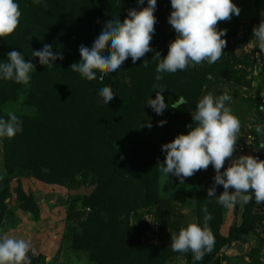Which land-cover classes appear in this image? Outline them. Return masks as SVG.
I'll use <instances>...</instances> for the list:
<instances>
[{"label":"trees","instance_id":"16d2710c","mask_svg":"<svg viewBox=\"0 0 264 264\" xmlns=\"http://www.w3.org/2000/svg\"><path fill=\"white\" fill-rule=\"evenodd\" d=\"M18 3L20 23L13 34L0 38V61H6V54L16 49L26 61H32L36 73L31 74L28 84L0 80V117L8 118L3 113L4 105L16 102L24 90L23 103L33 114L18 116L23 123L22 132L2 141L5 174L0 173V220L7 212L5 201L10 195L11 178L26 173L42 183L65 186L90 177L93 191L71 197L68 207L67 221L84 219L80 232L69 231L66 237L72 252L82 254L91 264H170L176 258L193 264L191 251L179 253L171 248V236L180 229L171 223L167 200L159 198L158 162L165 160L162 145L179 134H187L186 125L195 126L191 114L196 111L205 85L223 77L222 66L203 69L193 66L163 73L161 81L155 80L159 62V58H154L155 52H160L161 58L166 56L169 45L166 34L171 27L168 24L171 6L162 1L154 13L157 23L150 47L155 51L146 53L135 64L129 57L115 73L105 76L103 83L98 79L102 69L97 70V79L88 81L71 70L81 60L79 47L90 48L112 16L123 22L129 9L139 10L137 0H41L40 3L18 0ZM146 6L145 3L140 7ZM44 44L52 45L64 59L57 60L52 67L40 65L31 53ZM144 60L148 67L142 65ZM155 83L167 88L162 95L169 107L180 96L185 97L187 104L156 115L145 105L149 98L155 99ZM107 85H111L116 95L105 105L98 89ZM161 120L167 121L163 127L157 126ZM146 122L152 127L145 126ZM261 151L264 160V147ZM178 182L174 177V183ZM212 185L187 194L194 200L196 222L203 223L204 207L213 216L209 227L215 244L197 264H221V253L234 242H245L256 231L257 224L264 221V214L254 213L253 198L243 205L240 224L223 234L225 207L208 197L207 190ZM223 191V186H217L216 195ZM14 194L18 209L38 221L40 212L32 196L21 186L14 189ZM260 205L264 209V203ZM154 206L157 209L153 221L159 236L156 243H150L145 240L148 224L145 221L131 224L130 216L139 209ZM258 258L251 264H256ZM38 262V258L31 257V264Z\"/></svg>","mask_w":264,"mask_h":264},{"label":"clouds","instance_id":"9594fccd","mask_svg":"<svg viewBox=\"0 0 264 264\" xmlns=\"http://www.w3.org/2000/svg\"><path fill=\"white\" fill-rule=\"evenodd\" d=\"M41 0H34L40 3ZM137 0V8L129 9L123 22L118 16H112L103 27L101 34L94 40L92 46L81 45L79 54L81 60L71 66V70L82 78L92 81L97 79V70H103L98 79L103 83L105 76L115 73L130 57L133 64L155 51L150 42L155 34L154 25L157 18V0ZM171 13L168 24L176 33V38L168 45V53L161 58L160 52H155L154 58H159L156 67L155 80L163 79V73H176L201 62L209 65L215 63L227 46V30L219 29V21L230 20L232 15L239 16L240 8L232 0H170ZM21 19L18 0H0V38L10 36L18 28ZM257 48L264 53V20L253 28ZM6 61H0V80L14 81L17 84H28L31 74L36 73L35 65L18 50L8 52ZM32 57L38 58L42 66L52 67L64 56L60 51H54L53 46L44 44L39 50H32ZM144 60L142 65L148 67ZM211 77H209L210 79ZM167 88L159 83L153 85L155 99L149 98L145 105L156 115H163L168 108L179 109L187 104L185 97L180 96L169 107L162 95ZM103 103L108 105L116 95L111 85L98 89ZM232 97L227 93L214 96L204 95L196 105L192 115L195 126L186 125L187 134L177 135L171 142L161 146L165 154L163 163L158 162L161 172L169 177L179 179L192 177L199 170H207L212 165L215 176L213 185L207 190L209 198H215L223 207H233L237 204H247L254 198L257 205L264 203V160L254 156H240L223 172L225 162L233 158L236 151L237 135L240 131V120L233 114L230 107ZM166 120L157 122L163 127ZM145 126L151 128L150 122ZM23 123L14 113L8 118L0 117V140L13 138L22 132ZM262 130L261 126L257 131ZM217 186H223L224 191L216 195ZM232 189L233 191H229ZM205 214L203 223L193 222L182 227L177 235L171 236V248L174 252L193 254V264L203 260L207 252H211L215 237L209 221L213 219L207 207L202 208ZM36 255L35 248L23 238L0 234V264H31V257Z\"/></svg>","mask_w":264,"mask_h":264},{"label":"rangeland","instance_id":"374dc122","mask_svg":"<svg viewBox=\"0 0 264 264\" xmlns=\"http://www.w3.org/2000/svg\"><path fill=\"white\" fill-rule=\"evenodd\" d=\"M159 3L171 6L170 0H157ZM240 8V15H232L230 20L219 21L217 27L226 29L227 46L223 49L221 57L211 65H220L223 69V77L215 83H207L199 100L206 94L212 93L219 96L227 92L232 101L226 106L230 107L233 114L240 120V131L237 135L236 151L233 158L225 162L223 172L240 156H254L262 158L261 148L264 147V54L257 48L253 28L264 20V0H232ZM146 3V0H145ZM165 12V9H164ZM169 43L176 38V33L169 27L167 34ZM168 53V52H167ZM167 53L165 55H167ZM257 60H260L259 62ZM210 66L206 61L196 65L198 69ZM215 67V66H214ZM225 67V69H224ZM225 71V72H224ZM26 90L20 93L16 102H8L3 107V113L8 117L9 113L17 116L33 114L26 108L23 101ZM260 103V104H259ZM261 126L262 130L257 131ZM2 140H0V173L5 174L2 158ZM215 171L212 165L207 170H199L192 177L184 178V183H174V176L169 177L160 172L159 198L167 200L168 212L171 223L181 229L188 224L196 222L194 200L187 197L199 188H206L214 183ZM89 177L85 181L75 180L65 186L48 185L42 183L31 175L23 173L17 178H11L10 195L5 201L6 214L0 220V234L23 238L36 250L37 264H91L80 253L72 252L66 237L69 231L78 233L84 219L67 221L68 207L71 197L77 195H89L93 191ZM21 186L27 195L32 196L39 208L40 217L35 221L29 214L21 212L15 201L14 189ZM244 204L238 208L225 207L222 233L240 224V214ZM82 212L81 206L77 207ZM156 206L149 209H139L130 216V223L136 224L145 221L149 231L145 240L156 243L158 229L154 225ZM255 214H264L263 207L255 205ZM226 257L227 260H224ZM256 257H264V221L257 224L256 231L245 242H234L229 249L221 253V264H251ZM224 258V259H223ZM170 264H187L183 258H176Z\"/></svg>","mask_w":264,"mask_h":264},{"label":"built area","instance_id":"2783aa9c","mask_svg":"<svg viewBox=\"0 0 264 264\" xmlns=\"http://www.w3.org/2000/svg\"><path fill=\"white\" fill-rule=\"evenodd\" d=\"M260 54H264V53H257L256 54L257 55L256 58L259 59ZM257 61L259 62L260 60H257ZM262 103L264 105V100L262 101ZM256 264H264V257H259L258 258V262Z\"/></svg>","mask_w":264,"mask_h":264}]
</instances>
